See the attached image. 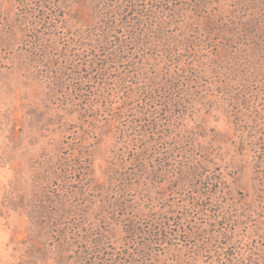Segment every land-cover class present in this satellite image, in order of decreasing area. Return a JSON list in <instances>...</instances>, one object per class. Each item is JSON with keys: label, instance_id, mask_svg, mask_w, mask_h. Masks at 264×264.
<instances>
[{"label": "rangeland", "instance_id": "obj_1", "mask_svg": "<svg viewBox=\"0 0 264 264\" xmlns=\"http://www.w3.org/2000/svg\"><path fill=\"white\" fill-rule=\"evenodd\" d=\"M0 264H264V0H0Z\"/></svg>", "mask_w": 264, "mask_h": 264}]
</instances>
